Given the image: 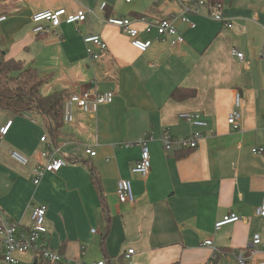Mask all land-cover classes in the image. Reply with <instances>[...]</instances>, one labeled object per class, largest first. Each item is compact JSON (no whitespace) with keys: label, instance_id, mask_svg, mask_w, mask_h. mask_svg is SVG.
I'll return each instance as SVG.
<instances>
[{"label":"crops","instance_id":"0c3cea01","mask_svg":"<svg viewBox=\"0 0 264 264\" xmlns=\"http://www.w3.org/2000/svg\"><path fill=\"white\" fill-rule=\"evenodd\" d=\"M222 5L230 27L200 6L187 15L193 27L176 22L184 42L172 46L169 38L147 33L139 19L178 15L180 0H0V15L6 16L0 23V58L34 68L44 77L41 94L88 87L114 92L112 102L94 114L75 108L73 120L62 121L55 137L42 113L17 115L0 107V128L11 121L0 139V213L26 226L33 206L44 204L48 243L64 258L52 264H235L231 252L246 247L255 234L261 242L248 264L264 258V216L255 215L264 198V151L252 152L264 148V0H222ZM59 8L70 13L82 8L86 19L36 34L32 16ZM109 16L132 20L151 45L138 50L129 35L107 22ZM91 33L107 44L104 50L92 46L100 54L95 62L83 41ZM233 48L244 53L242 60L232 55ZM177 86L196 93L172 99ZM237 92L241 126L234 129L227 116L236 108ZM185 112H199L206 126L185 121ZM164 131L174 137L197 131L201 139L177 157L183 150L163 149ZM43 135L63 143L67 163L35 184L33 170L44 162ZM143 135L150 136L151 162L144 178L131 171L141 147L127 145ZM86 147L95 154H86ZM11 150L25 155L27 163L13 159ZM121 178L131 181L133 203L118 199ZM231 212L239 219L216 228ZM206 239L216 249L214 259ZM16 258L7 263L0 255V264H47L31 251Z\"/></svg>","mask_w":264,"mask_h":264},{"label":"built area","instance_id":"2783aa9c","mask_svg":"<svg viewBox=\"0 0 264 264\" xmlns=\"http://www.w3.org/2000/svg\"><path fill=\"white\" fill-rule=\"evenodd\" d=\"M180 1L182 3V12L178 15L169 14L168 16L156 20H148L145 17H141L139 21L143 22L144 30L147 33L154 32L156 39L169 38L172 46H177L184 42V37L177 30L176 22L180 20L193 27L194 24L190 22L187 15L192 12H199V7L206 6V2L205 0ZM100 6L101 8H104L106 2H101ZM86 13L87 12L82 8L78 9L75 13L67 12L65 8L43 10L32 16V21L35 24L33 30L36 34H47L52 28L58 26L63 21L70 24L84 21L86 19ZM206 14L210 18L223 22L229 27L232 25L223 15L222 3H217L211 7ZM5 19V15H0V23ZM107 22L118 26L121 31L129 35L131 38V44L140 51H145L152 43V39H141L140 30L133 25V21L129 18L109 16ZM83 41L85 43L86 54L91 62H95L100 57L99 52L94 50L92 46H95L100 50H104L107 47V44L99 34H87L83 36ZM231 53L239 60L244 58V53L237 48H233ZM113 97V90L98 91L96 87H88L78 91H72L64 100L62 121L64 123L71 122L74 117L75 108L80 109L84 113L94 114L97 112L100 105L111 103ZM240 104L241 97L240 93L237 92L234 96V105L236 108L227 116L228 124L234 129H239L241 126V113L237 109ZM181 117L193 125L206 126L207 124L206 121L201 118L199 112H185L181 114ZM10 124L11 121H8L0 128V139L7 134ZM149 137L150 136L143 135L137 138L135 142L127 143V145L138 144L141 147V156L133 163L131 171L140 175L142 178L148 175L151 167L150 153L146 145V141ZM200 139L201 134L197 131L184 137H174L168 131H164L161 136L162 146L166 152L195 149L198 146ZM41 141L45 142L46 148L41 153L44 162L38 164L33 170V182L35 184L39 183L40 178L44 173H55L67 163V160L61 152L63 143L56 142L47 135L41 136ZM84 151L86 154H95V151L89 147H86ZM258 151H264V148L255 147L252 149V152L254 153ZM10 155L21 164H26L28 161V158L17 150H11ZM117 195L120 202H134L131 181L129 179L121 178L118 180ZM255 215L264 216V198L262 203L255 208ZM45 217L46 206L44 204L33 206L30 214L31 222L26 226H21L18 222L9 217L2 216L0 213V255L7 263H15L17 261V253L28 251L33 252L37 259L50 263H57L64 259L62 255L57 250L50 247L48 243L47 236L49 230L45 224ZM238 219L239 216L231 212L218 220L215 223V227L219 228L223 224L234 222ZM91 231L95 232V229H92ZM260 242V235L255 234L252 242L246 247L233 250L231 255L235 258V264H248V262L253 259L254 254L258 252L257 245L260 244ZM203 244L212 247V259H214L217 256V252L212 245V240L206 239ZM133 251L132 248L129 249L125 256L128 257ZM66 262L70 263L68 260ZM253 262L254 264H264V258L254 260ZM94 264H106V262L105 260H100ZM185 264H211V262L210 260L207 262L194 261Z\"/></svg>","mask_w":264,"mask_h":264},{"label":"trees","instance_id":"16d2710c","mask_svg":"<svg viewBox=\"0 0 264 264\" xmlns=\"http://www.w3.org/2000/svg\"><path fill=\"white\" fill-rule=\"evenodd\" d=\"M205 2V8L208 11L217 3H222V0H205ZM43 82L44 77L34 68L25 66L21 60L0 58V107L9 109L17 115L32 110L42 113L47 120L50 133L55 137L56 131L63 123L64 100L71 92L57 90L43 95L39 90ZM195 93V88L177 86L171 91L170 97L175 100H183L194 96ZM188 151L190 149L183 150L177 153L176 156L185 155ZM93 179L96 182L97 176L93 175Z\"/></svg>","mask_w":264,"mask_h":264},{"label":"rangeland","instance_id":"374dc122","mask_svg":"<svg viewBox=\"0 0 264 264\" xmlns=\"http://www.w3.org/2000/svg\"><path fill=\"white\" fill-rule=\"evenodd\" d=\"M43 91H45V90L43 89Z\"/></svg>","mask_w":264,"mask_h":264}]
</instances>
